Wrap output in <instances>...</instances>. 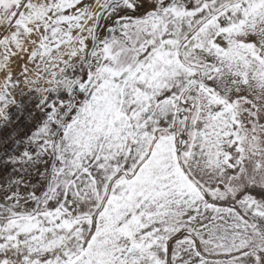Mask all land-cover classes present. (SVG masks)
<instances>
[{"label": "snow or ice", "instance_id": "1", "mask_svg": "<svg viewBox=\"0 0 264 264\" xmlns=\"http://www.w3.org/2000/svg\"><path fill=\"white\" fill-rule=\"evenodd\" d=\"M0 264H264V0H0Z\"/></svg>", "mask_w": 264, "mask_h": 264}]
</instances>
